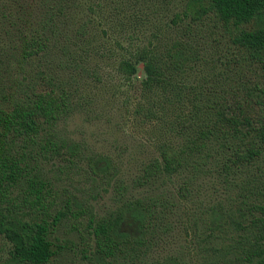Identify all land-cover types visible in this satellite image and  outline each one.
<instances>
[{"label":"trees","instance_id":"16d2710c","mask_svg":"<svg viewBox=\"0 0 264 264\" xmlns=\"http://www.w3.org/2000/svg\"><path fill=\"white\" fill-rule=\"evenodd\" d=\"M38 1L47 12L28 34L21 33L19 44L7 54L12 57H0V239L6 244L0 246V262L6 252L2 264H49L58 254L50 239L53 227L70 219L93 241L90 264H181L174 256L151 259L157 242L174 231V201L166 194L128 199L127 186L109 157L88 158L86 170L93 181L112 184L119 205L114 212L99 216L90 208L74 207L69 198L59 203L42 164L62 160L75 165L85 157L79 145L54 134L58 122L76 110L77 89L59 79L54 68L39 66L58 47L56 20L66 5L63 0ZM208 14L229 42L221 64L230 84L219 92L190 93L191 108L172 130L181 142H162L158 156L141 167L131 184L145 189L181 178L177 193L185 200L191 184L211 163L213 173L224 175L225 188L235 186L238 195L231 199L234 204L207 209L203 224L193 217V239L205 249L218 233L229 235L232 229L234 246L219 250L214 264H264V0H187L182 15L171 22L176 26L189 19L184 29L191 36L192 25ZM61 50L66 68L98 78L85 56L69 55L70 44ZM199 59L193 42L178 37L122 56L116 71L131 80L142 65V88L157 92L168 104L182 103L187 96L183 78ZM12 61L17 69L38 67L32 76L9 80ZM241 173L245 177L233 184ZM125 220L134 224V233L123 229Z\"/></svg>","mask_w":264,"mask_h":264},{"label":"rangeland","instance_id":"374dc122","mask_svg":"<svg viewBox=\"0 0 264 264\" xmlns=\"http://www.w3.org/2000/svg\"><path fill=\"white\" fill-rule=\"evenodd\" d=\"M186 1L63 0L66 7L56 20L58 47L39 66L54 68L59 79L70 81L77 89L76 110L58 122L54 134L60 140L79 145L85 159L75 165L49 160L41 167L52 182L61 205L69 198L76 208L87 207L99 216H107L119 206L112 184L93 181L87 173L86 162L95 156L109 157L127 186L128 199L166 194L175 203L174 231L157 242L151 259L174 256L181 258V264H214L219 250L225 245L234 246L235 234L232 229L229 235L218 233L214 243H209L205 249L202 243L199 248L197 239H193L192 222L193 217H197L198 224H203L206 220L203 213L214 205L234 204L231 199L236 200L238 189L235 186L226 189L221 172L213 173L211 163L206 165L189 187V197L185 200L177 193L183 182L181 178L166 183L158 181L145 189H135L131 184L141 167L158 156L162 142H181V136L172 130L177 118L191 108L190 93L219 92L230 84V74L221 64V60L225 61L229 42L222 38L221 30H216L214 17L208 14L193 24L191 36L184 29L185 24L191 23L189 19L176 26L172 24L174 16L182 15ZM47 10L48 7L38 0H0V57H12L7 54L17 47L21 33H29ZM79 30H82L81 35L77 33ZM178 37L190 39L200 56L183 78L187 96L182 103L168 104L157 92L148 93L142 88V65H138L137 74L131 80L117 73L116 64L122 56L150 44L161 46ZM67 44H70L69 55L85 56L83 60L98 73V78L66 68L61 57L66 55L60 48ZM36 67L38 65H27L17 69L13 62L7 78H27L34 74ZM241 177H245V173L236 175L233 184ZM122 227L135 232L129 220H125ZM50 239L56 249L58 247V254L49 264H90L88 258L93 251V241L75 229L70 219L53 227ZM3 245L6 244L0 239V246ZM6 258L4 252L0 264Z\"/></svg>","mask_w":264,"mask_h":264}]
</instances>
